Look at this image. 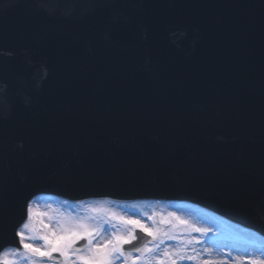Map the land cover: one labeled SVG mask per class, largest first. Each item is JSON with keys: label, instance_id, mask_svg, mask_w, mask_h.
Listing matches in <instances>:
<instances>
[{"label": "water", "instance_id": "water-1", "mask_svg": "<svg viewBox=\"0 0 264 264\" xmlns=\"http://www.w3.org/2000/svg\"><path fill=\"white\" fill-rule=\"evenodd\" d=\"M55 1L63 3L69 13H76L81 9L83 16L89 18L91 24L99 23L100 20L105 24L102 17L107 13L112 19L114 26L112 29L118 32L117 36L119 37V45H114L119 53H113L118 62L113 63V66L120 67L128 77H131V82L137 85L139 83L143 88L140 93V99L142 98L143 102L137 101L136 96L138 93L133 94L131 98L127 99V102L120 105L110 99L108 102L113 106V109L110 110L109 117L112 119L107 120L108 116L106 115L91 118L93 120L87 118L86 122L81 115L67 118L62 127V129L67 130L66 134H71L80 127L90 128L100 122L108 127L110 135L102 133L101 136L106 140L95 144L104 147L107 142L115 149L120 150L122 152L121 158L130 162L126 163L127 165L131 164L130 171L139 166L140 169L156 170L157 173L169 178L174 176L179 178L185 174L179 178L181 182L186 181L192 184L208 181V179L197 181L200 177H194V171L208 172L214 170L217 166L215 157L227 161L235 148L236 151H239L247 145L246 150L249 151L253 148L252 145L261 141L258 139V135L261 133L260 127L264 130V23L258 24L261 20L257 16L253 23L249 21H245V24L241 23L239 13L244 10L241 11L242 5L240 2L237 0H201V2L198 0H146L145 5V3L142 4V0H133L136 2L130 10L123 11L121 9V11H118L116 8H111V4L119 3V1L125 4L129 0L126 2L124 0H103L99 4L90 3L91 5H87L83 9L82 7L89 3L86 0H82L87 2L83 5H80V0ZM55 3L51 4L50 8ZM18 5H21L20 7L17 6L20 12L23 2H18ZM139 7H142L143 11H140ZM38 14V11L32 10L33 17H38ZM4 16L6 17L2 20V24L10 22L9 17H11L12 21L28 32L31 38L26 40L22 35V38H18L14 46L8 43L9 48L0 47V56H2L5 48L14 52L19 50L18 54L21 55L24 53L26 56H33L37 48L43 47L41 41L39 43L35 42V39L40 40V37L34 35V27L31 25L33 21L31 22L28 18L27 6L23 7L19 16L12 17L7 14H4ZM99 16L101 17L99 18ZM211 18L223 22L225 34L230 31V27H234L228 35L220 34L216 41L205 44L206 47L210 45V48L217 51L221 57L230 59L229 68L231 72L228 75H221L220 71L228 69V66L221 64L223 62L220 60L215 68V73L218 75L217 79L210 89H200L196 75L203 74L209 69L212 59L207 56L206 50L201 47H194L193 50L187 47L190 37L194 36L188 25L189 21L191 23L193 21L197 26L202 25V29H204ZM145 20H147L146 25L138 26L134 23V21L142 22ZM201 22H204V24H201ZM2 24L0 35L7 39L10 37L9 31ZM82 24L81 19L75 21V16H73L72 25L78 30L76 37L81 38L90 34L104 36L108 32V30H99V24L98 27H88V29L92 28L94 30L92 33L88 31L80 32ZM244 29L252 34L249 38L244 37ZM164 32L171 33L172 44L170 45L172 47L169 45L167 35ZM20 35L18 33V37ZM178 43L182 44L179 45ZM151 53L152 57L149 55ZM237 55L252 58L255 63L259 64L258 72H251L249 67H243L238 62L232 64L234 59L237 60ZM82 57L86 59L87 55ZM160 58L167 60L165 64L168 65L162 64L159 61ZM16 59L20 60L21 57L17 56ZM157 63L158 68L155 67ZM171 64L173 66H170ZM53 67H56V64L51 61L44 65L47 72L54 75L58 81L63 82L58 71L53 72ZM174 68L178 69L179 72L189 74L186 83L168 85L170 81L168 74ZM13 75L12 79H15ZM67 75L73 77L68 81H76L73 68L68 71ZM162 76L164 80L161 78ZM3 77L4 75L2 76V83H4ZM88 78L89 75L87 80ZM102 80L109 81V79ZM117 81L119 80H110V82L115 83ZM96 87L91 86L88 88L84 92V97L82 90H75L71 87V89L63 88L60 94L52 93L60 96L59 101L56 96L53 102L44 95L42 99L46 109H53L54 113L59 118L62 117L64 121L65 111L61 108L73 106V103L64 102L61 95L67 96L69 91L70 93L76 92L78 95H82L86 107L96 104L94 99H97L98 95L95 94L100 92V87ZM132 90L135 91V88H132ZM71 97L75 98L76 94L74 93ZM252 100H256L258 103L251 107V112L249 103ZM73 102L75 103L74 100ZM51 104L54 107L51 108ZM119 106L123 109H120ZM94 109L97 112L96 107ZM126 110L135 115L129 118L120 113ZM73 111L74 109H72ZM191 112L196 113L192 116ZM87 113H89V110H87ZM92 114L94 115L95 112H92ZM258 121L262 122L258 123ZM120 122L123 124H120ZM122 130L123 132L124 130L128 131L130 136L121 135ZM88 136L87 132L86 139H88ZM76 139L71 141L74 146ZM5 145L6 142L2 141L0 149ZM2 150H0V153L3 152ZM252 154L255 157L261 156L264 158V153L261 150L254 149ZM237 155L238 152L235 153L236 162L239 159ZM175 158L179 161L171 165L176 166L177 173L173 171L170 164L166 163L168 162L167 159L173 160ZM144 161H147L148 165L143 163ZM254 164L257 167V175L261 176L262 165L258 163L257 159ZM227 167L229 166L227 165ZM225 169L227 168L223 167L220 170ZM142 174L144 176H140L138 179L137 177L131 179V184L136 185L137 183L139 186L143 183L139 180L145 178L147 180V175ZM13 177L16 178L17 175L14 173ZM173 181L174 179L170 182L173 188L175 184L180 183V181ZM5 182H7V179L0 166V187ZM261 190H263L261 195L263 196L262 209L264 210V181L260 192ZM136 191L142 192V189L138 188ZM23 192L24 189H22ZM251 204L250 201L244 204L246 207L244 213L247 217H242L248 219L249 215L252 214ZM255 226L261 228L258 223ZM2 233H4L5 238L10 236L9 228L2 231Z\"/></svg>", "mask_w": 264, "mask_h": 264}, {"label": "rangeland", "instance_id": "rangeland-1", "mask_svg": "<svg viewBox=\"0 0 264 264\" xmlns=\"http://www.w3.org/2000/svg\"><path fill=\"white\" fill-rule=\"evenodd\" d=\"M52 201L43 200L40 204L32 206L36 211L48 213V216L43 217L45 222L56 224L61 220L65 222L89 220L99 226L101 235L106 238H110L112 233L117 229L123 230L131 227L122 225L118 220L113 218V214L116 216H124L126 218L131 217L133 219H139L149 227L160 228L162 233L166 232L168 235L164 236L161 234L159 238L156 241H152L148 247H153L154 244L159 243L160 239H163V243L160 244L159 247L161 250L158 249V256L161 258H163L165 250L174 252L177 248H183L185 255H194V249L189 248V245H186L185 243L187 240L193 238L200 241L197 245L204 244L206 241L207 244H205L204 247L208 245L211 246V251L205 253V256H201L200 253L197 255V261H178V264H200V262L205 260H223L226 261L227 264H235L236 260L245 259L244 256L246 255L242 256V252L244 251L245 254L248 252L247 257H251V259L264 258V247H262L264 246V240L259 239L258 241L257 237L253 234L250 235L248 232H241L238 228L230 227L219 219L206 218L199 213L191 212L190 210L172 209L169 204L157 202L141 204H110L108 202L100 205L87 203L85 206L75 207L65 202L57 200ZM176 217H180L181 220L187 221V224H181L176 220ZM191 226L208 229V232H192ZM37 227H39L38 224ZM28 235L35 234L29 233ZM168 236H174L176 239H168ZM38 241L39 240L37 239L29 242L35 243ZM39 242V244L42 245V242ZM258 243L259 245H256ZM132 256L133 258L139 257L137 264H145L140 253H132ZM27 260H29V264H33V261H35V264L51 263L47 258H28L27 256L18 257L19 264H26L25 261ZM116 264H125V259L121 258ZM128 264H131V261H129ZM152 264H156V261H152Z\"/></svg>", "mask_w": 264, "mask_h": 264}, {"label": "snow or ice", "instance_id": "snow-or-ice-1", "mask_svg": "<svg viewBox=\"0 0 264 264\" xmlns=\"http://www.w3.org/2000/svg\"><path fill=\"white\" fill-rule=\"evenodd\" d=\"M95 211V210H94ZM25 219L22 230H17L16 235L19 237V246H22L23 251L4 252L0 256V264H19L18 257H39L47 258L53 261V264H116L121 258L125 259V264L131 261V264H137L139 257L133 258L132 253L125 252V245H131L137 239L135 234L137 230L152 237L156 241L163 234L160 228H152L143 223L139 219L131 217L116 216L113 218L118 220L122 225L131 226L126 229H117L110 238L101 235L99 226L89 220H74L65 222L63 220L56 224L45 222L43 217L48 216V213L39 212L31 207L30 202H26L24 207ZM35 220V223H34ZM176 220L181 224H187V221L176 217ZM164 222V221H162ZM37 224L39 227H37ZM192 232L207 233L208 229H201L191 226ZM33 233L35 235H28ZM39 240L41 244L34 242ZM168 239H176L174 236H168ZM79 241H86L87 247H77ZM95 241V242H94ZM163 239L153 247L145 245L143 248H137L136 251L143 257L145 264H152L155 260L156 264H178V261H197V255H185L183 248H177L174 252L167 250L163 253V258L158 256V249ZM186 245L199 244L198 239H189ZM58 255V261L54 256ZM35 264V261H33ZM200 264H227L226 261L205 260ZM235 264H264V258L260 259H238Z\"/></svg>", "mask_w": 264, "mask_h": 264}, {"label": "bare ground", "instance_id": "bare-ground-1", "mask_svg": "<svg viewBox=\"0 0 264 264\" xmlns=\"http://www.w3.org/2000/svg\"><path fill=\"white\" fill-rule=\"evenodd\" d=\"M195 249L198 250V252H196L195 255L198 254L199 252L202 253V249H201V247H200L199 245H197V246L195 247ZM209 251H211V248L207 246L205 252L208 253Z\"/></svg>", "mask_w": 264, "mask_h": 264}]
</instances>
